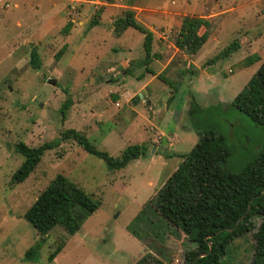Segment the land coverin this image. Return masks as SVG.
<instances>
[{"label": "rangeland", "instance_id": "obj_1", "mask_svg": "<svg viewBox=\"0 0 264 264\" xmlns=\"http://www.w3.org/2000/svg\"><path fill=\"white\" fill-rule=\"evenodd\" d=\"M126 10H134L154 32L153 52L163 48L170 55L186 16L207 19L211 29L196 54L198 69H186L180 53L163 73L161 59L143 66L144 35L135 29L121 37L114 32ZM94 17L100 25L90 28ZM69 22L73 27L66 34ZM233 42L240 44L236 53L209 65ZM35 47L39 71L30 65ZM263 61L264 0H0V264H184L192 248L185 235L172 230L161 242L158 237L164 239L169 229L145 207L201 132L213 130L225 138L231 156L224 167L230 173L242 172L264 151V126L234 105ZM148 69L158 75L141 91L138 76L144 79ZM197 76H204L201 88L211 90L209 101L185 81ZM68 99L73 103L63 115ZM193 102L199 109L190 115ZM70 129L114 157L135 144L146 143L149 152L125 169L110 170L76 141L63 140ZM56 140L59 147L45 154L35 172L13 184L23 162L15 145L39 147ZM60 174L101 206L75 235L59 227L44 239L25 214ZM255 232L236 239L221 264H252ZM39 242L42 247L28 259L27 251ZM60 245L63 251L50 262Z\"/></svg>", "mask_w": 264, "mask_h": 264}, {"label": "trees", "instance_id": "obj_2", "mask_svg": "<svg viewBox=\"0 0 264 264\" xmlns=\"http://www.w3.org/2000/svg\"><path fill=\"white\" fill-rule=\"evenodd\" d=\"M107 2L112 4L113 0ZM99 25L100 18L97 20L94 17L89 27ZM72 27L73 23L69 22L63 31L67 34ZM113 27L119 37L128 29H135L144 35L146 57L141 62L143 66L149 65L152 59H161L158 53L153 52L154 32L137 20L134 10H126ZM210 29L211 23L207 19L188 15L182 21L175 46L187 55H196L207 43ZM239 49L240 44L233 42L208 63L211 65L218 59L229 57ZM256 59L260 60L259 57ZM252 64L253 60L249 61L248 65ZM30 65L34 70L42 69V60L36 47L32 50ZM148 71L155 75L151 70ZM159 78L162 79L163 75H159ZM137 98L140 99L139 96ZM72 103V99H68L63 104V115ZM193 105L190 115L199 109L197 102H193ZM234 105L264 126V61L248 86L234 100ZM62 138L76 141L86 152L104 160L110 170L125 169L149 152L146 143L135 144L127 147L121 156L114 157L99 151L85 134L74 129L65 131ZM59 145L60 140L39 147L18 142L15 152L23 158V162L13 174L12 183H24L35 172L45 154ZM230 156L231 150L222 135L213 130L201 132L196 146L188 154L181 155L182 163L145 207L150 208L154 218L164 221L169 229L164 239L158 237L161 242L166 243L172 230L175 236L185 235L192 248L186 253L184 264H221L229 246L236 239L254 231L255 253L252 264H264V151L240 173H230L225 169ZM100 206L99 201L60 174L27 210L25 219L44 239L59 227L73 236L79 232L86 218ZM242 217L243 221L233 232L227 231L235 228ZM257 219L261 220L260 225ZM132 232L135 234V231ZM41 247L42 243L39 242L30 248L26 253L28 259H33ZM63 249V245L58 246L50 254L49 261L53 262ZM204 253L208 255L198 259ZM145 261L146 258L141 262ZM156 264L165 263L158 260Z\"/></svg>", "mask_w": 264, "mask_h": 264}, {"label": "crops", "instance_id": "obj_3", "mask_svg": "<svg viewBox=\"0 0 264 264\" xmlns=\"http://www.w3.org/2000/svg\"><path fill=\"white\" fill-rule=\"evenodd\" d=\"M103 20H101L102 22ZM171 52L172 55H170V52H166V50H159L158 54L161 56V60H163V62L165 63L162 69V72H165L169 69V67L171 65H173L175 63V57L180 53L181 56V60L183 61V65L186 69H190V68H194V69H198V59H199V55H187L186 53L180 51L174 44L171 46ZM174 49V50H173ZM133 50L129 49V53L132 54ZM155 53V52H154ZM162 55H161V54ZM121 54H119V58L121 57ZM146 55V53H145ZM191 56V57H189ZM133 60V59H132ZM180 60V61H181ZM187 61V62H186ZM201 69V68H200ZM179 71V70H178ZM178 71H175L174 74L176 73H180ZM183 72H181L180 74H182ZM158 73H156L155 75L152 73H149L146 77H144V79L140 80L143 75H140V77L138 76V80L140 82V86L139 88L141 89V91H146L147 88L150 86L151 83H153V79L157 78ZM193 75V74H192ZM204 76L202 77H195V79H191V78H187L185 81L189 82L190 86L192 87V91H194V93L198 96V97H207L206 99L208 100V95L211 92V90L209 89L208 91H205L203 88H201V85L203 86L204 84L202 83V79ZM194 83V84H193ZM196 84V85H195ZM206 86V85H205ZM141 91L138 94H141ZM205 91V92H203ZM151 98H149L150 100ZM218 100L221 102L222 100L220 98H218ZM209 101V100H208ZM150 122V121H149Z\"/></svg>", "mask_w": 264, "mask_h": 264}, {"label": "water", "instance_id": "obj_4", "mask_svg": "<svg viewBox=\"0 0 264 264\" xmlns=\"http://www.w3.org/2000/svg\"><path fill=\"white\" fill-rule=\"evenodd\" d=\"M34 45L33 44H31V47H33ZM50 84H52V85H56V82L54 81V80H51L50 81ZM140 97H143V95L142 94H140ZM150 101L148 102V105H150ZM245 217V216H244ZM244 217H242L239 221H238V223H237V225H236V227L235 228H233V229H227V231H229V232H233L240 224H241V222L243 221V219H244ZM208 254L207 253H204V254H201L199 257H198V259L199 258H203V257H206Z\"/></svg>", "mask_w": 264, "mask_h": 264}]
</instances>
